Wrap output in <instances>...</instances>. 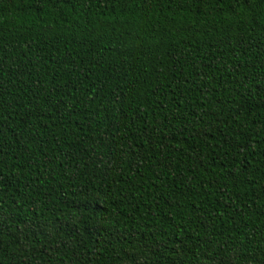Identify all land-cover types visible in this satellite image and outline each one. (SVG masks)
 Segmentation results:
<instances>
[{
    "label": "trees",
    "instance_id": "trees-1",
    "mask_svg": "<svg viewBox=\"0 0 264 264\" xmlns=\"http://www.w3.org/2000/svg\"><path fill=\"white\" fill-rule=\"evenodd\" d=\"M0 264H264V0H0Z\"/></svg>",
    "mask_w": 264,
    "mask_h": 264
}]
</instances>
